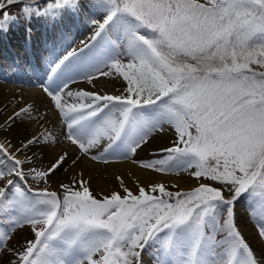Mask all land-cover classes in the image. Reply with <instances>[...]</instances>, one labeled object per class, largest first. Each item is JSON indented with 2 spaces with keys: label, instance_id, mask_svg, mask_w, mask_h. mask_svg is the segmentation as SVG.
<instances>
[{
  "label": "snow or ice",
  "instance_id": "obj_1",
  "mask_svg": "<svg viewBox=\"0 0 264 264\" xmlns=\"http://www.w3.org/2000/svg\"><path fill=\"white\" fill-rule=\"evenodd\" d=\"M0 13V30L33 16L50 29L27 70L43 72L40 90L76 149L34 166L43 156L17 154L59 142L47 128L24 135L46 113L24 103L0 123L21 134L18 146L0 143V264H264V0H0ZM85 23L91 34L65 48ZM100 77L125 87L73 89ZM169 131L160 158L133 163L188 173L198 182L189 191L152 183L134 193L117 177L123 194L94 195L82 172L59 182L62 195L38 186L84 159L132 158ZM25 227L35 238L10 246Z\"/></svg>",
  "mask_w": 264,
  "mask_h": 264
},
{
  "label": "bare ground",
  "instance_id": "obj_2",
  "mask_svg": "<svg viewBox=\"0 0 264 264\" xmlns=\"http://www.w3.org/2000/svg\"><path fill=\"white\" fill-rule=\"evenodd\" d=\"M19 21L22 23L23 27L21 30L16 28L13 29L12 27L11 29L7 26L5 30H0V71L3 70L7 76H9L10 74L18 75V73L21 75L30 74V70H27L30 69V60L37 59L38 61L36 53L38 52V50H40L41 52L43 50L42 35L43 33L50 32V29L46 30V26H41L43 25L42 17L39 18L38 16V18H36L33 16L30 20L21 19ZM49 43L51 42L49 41ZM22 45L26 46V49H24ZM33 45H35L36 47H33ZM40 46H42L41 49L39 48ZM11 50H13L14 53H11ZM9 53L15 55L13 59L8 58ZM5 54L7 55V59L3 56ZM0 91H21L27 95L36 97L35 101L37 103L40 102V104H44L46 102V104L49 105L52 113H54V118L52 119L58 124H61L58 121L59 119L56 118V111L53 109L54 106L52 108V103H50L48 100H42L43 98H41L42 96L40 95L42 92L40 90L39 84L0 78ZM174 138L175 136L173 132L169 131V134L167 136L155 140L147 148V150H158L162 146L169 145L170 142L174 140ZM49 149L50 154L52 151L51 157L53 158H55V156L63 150H68L73 155L76 154V149L74 147H70L64 140L61 144H58L54 148H52L51 146ZM133 159L134 158L112 161L108 164L92 162L90 160L84 159L82 163H79L77 166L69 169L68 172H63V175L64 177H68L70 179L71 177L79 179L80 173L82 172L83 179H88L90 181L91 187L95 188L96 192L98 193H107L109 190L113 191L115 189L117 177L122 178L125 185L129 188H133L137 185L146 186L152 183H162L171 187H173V185H176L175 188L177 189V191H184L190 189L194 185V183L190 179L183 175L157 173L154 170L145 169L140 167L139 164L133 163Z\"/></svg>",
  "mask_w": 264,
  "mask_h": 264
},
{
  "label": "rangeland",
  "instance_id": "obj_3",
  "mask_svg": "<svg viewBox=\"0 0 264 264\" xmlns=\"http://www.w3.org/2000/svg\"><path fill=\"white\" fill-rule=\"evenodd\" d=\"M200 2L203 3V2H205V0H201ZM7 10L11 14H16L19 11L17 6H11ZM0 15H2V13H0ZM34 17L38 18V16H34ZM42 23H43V25H41V26H45L44 21H42ZM7 27H9V28L12 27L13 29L16 28V29H20V30L23 28L22 23L19 20L13 21ZM46 30H48V29H46ZM90 34L91 33H90V30H89L87 24L86 23L81 24L73 32V34L70 37L69 43L64 45V47L66 48L69 45L73 46V47H77L80 44V41L86 39ZM48 35H49V33H43V35H42L43 39L42 40H44ZM33 47H36V46L33 45ZM39 48L41 49L42 46H40ZM61 50H63V49H61ZM38 52L41 53L40 50H38ZM42 79H44V77H42ZM42 79L41 80L35 79V80L39 84L42 81ZM10 80H17V79L13 78ZM79 83H81V84L73 85V89H75V90H89V91L103 90L105 92H108L109 94H118V92L125 87V82L122 80V78H119V77H116V78L100 77L94 81L95 88H93L91 85H88L86 82H79ZM40 95L42 96L41 98H43L42 99L43 101L48 100L51 103L50 99L47 98L43 93H41ZM35 98L36 97L31 96V95H27L21 91H12V92L0 91V123H3L4 119L8 115H10L12 113V111L18 109L20 106H22V104L32 103V104H34V106L37 109L46 113V119L45 120H33L31 122L26 123V125H25L26 131H25L24 135H34V134L38 135L41 131H43L44 128H47V129L58 134L59 142L52 146V148H54L58 144H61L63 141V135H62L63 124L61 123L60 118H59L57 113H55L56 118L59 119L58 121L61 124H58L57 122H55L52 119V118H54L53 117L54 113H52L49 105L46 104V102L44 104H40V102L37 103L35 101ZM72 102H73L72 100H69V103H72ZM51 106L53 108L54 105H51ZM53 109L55 110V108H53ZM59 125H60V127H59ZM20 138H21V134H20L19 130L16 129L15 127L13 129L7 131V132L0 131V143H5L6 147H7L6 141H11L13 146H18V142H19ZM146 150H147V148L144 150L145 153H144V151L138 152L137 155L132 157V158H134L136 160L160 158L159 154L157 153L158 150H151V149H150V151L149 150L146 151ZM155 151H156V153H155ZM49 152H50L49 148L44 149V150L34 148L31 151L27 152L26 154H17V155H18V158L23 160L25 158V155H33V153H37V154L43 156V159L42 160H36V158L33 157L34 166L43 167V166H46L52 159H54L53 157H51L52 151H51V154ZM29 166L30 165L25 164L24 165L25 170H27V168ZM65 167H67V164H65ZM168 174H175V173H168ZM179 175H183V176L187 177L188 179H190L194 183V185L191 188L197 186V183H198L197 180L195 178L191 177L188 173H180ZM71 179H72V177H71ZM71 179L68 177H64L63 170H61L60 173H58L56 176L51 178V180L49 181V185H44L43 183H41L38 186L39 187H49L50 191H57L59 194L62 195V190L59 188V182L61 180H63L64 182H69ZM116 180H117V182L115 185V189L113 191H119V192H121V194H123V189L120 188V186H119V180L118 179H116ZM29 184H33V181L29 180ZM33 186L35 187L37 185L33 184ZM137 186L130 188V189L134 193H136L138 191ZM148 186L149 185L144 186L146 188V190H147ZM214 186H218V185H214ZM165 187L168 191H173V192L177 191V189L175 187H171V186H167V185H165ZM191 188L184 190V191H189V190H191ZM91 190H92L94 195L98 194V192H96L95 188L91 187ZM110 192L111 191L109 190L107 193H104V194H108ZM97 198H100L99 195H97ZM246 209H247V202L246 201H241V203L238 204V206H237V210H238V213L240 214V216H243L245 214ZM242 227H243V231H244V234L246 235V237H248L249 240L251 242H253V246L257 249V251H259V244L253 240L254 231H255L254 221H249L247 224L242 225ZM34 238H35L34 233H32L31 228L25 227L22 230H17L13 234L12 239L9 242V244H10V246H14L17 249L22 250V246L26 245L27 240L34 239ZM8 259H9V257H7V256L4 257L5 261H7Z\"/></svg>",
  "mask_w": 264,
  "mask_h": 264
}]
</instances>
